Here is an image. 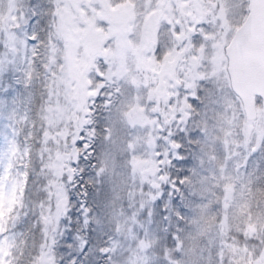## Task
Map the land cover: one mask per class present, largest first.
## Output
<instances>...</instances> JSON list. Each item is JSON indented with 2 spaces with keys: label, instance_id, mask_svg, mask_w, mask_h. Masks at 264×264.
Instances as JSON below:
<instances>
[{
  "label": "snow or ice",
  "instance_id": "obj_1",
  "mask_svg": "<svg viewBox=\"0 0 264 264\" xmlns=\"http://www.w3.org/2000/svg\"><path fill=\"white\" fill-rule=\"evenodd\" d=\"M0 264H264V0H0Z\"/></svg>",
  "mask_w": 264,
  "mask_h": 264
}]
</instances>
